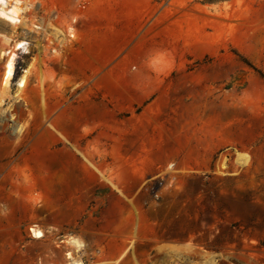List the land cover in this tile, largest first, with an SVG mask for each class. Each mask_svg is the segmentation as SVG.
<instances>
[{
  "label": "rangeland",
  "instance_id": "obj_1",
  "mask_svg": "<svg viewBox=\"0 0 264 264\" xmlns=\"http://www.w3.org/2000/svg\"><path fill=\"white\" fill-rule=\"evenodd\" d=\"M21 1L0 264H264V0Z\"/></svg>",
  "mask_w": 264,
  "mask_h": 264
},
{
  "label": "bare ground",
  "instance_id": "obj_2",
  "mask_svg": "<svg viewBox=\"0 0 264 264\" xmlns=\"http://www.w3.org/2000/svg\"><path fill=\"white\" fill-rule=\"evenodd\" d=\"M22 4L23 3L21 0H0V17L12 25L21 26L24 23L23 19L26 12V9L22 6ZM1 35L2 34H0V37H3L5 43L9 46L11 44V38ZM21 50L27 51V42H18L14 44V46H10L8 49L3 50L0 53V59L5 60V84L9 83L15 78L17 51ZM25 85H27V75H23L19 80L20 89L25 87ZM32 232L38 239H41L45 236L41 230H38L35 227L32 228ZM76 243L79 244V242Z\"/></svg>",
  "mask_w": 264,
  "mask_h": 264
}]
</instances>
